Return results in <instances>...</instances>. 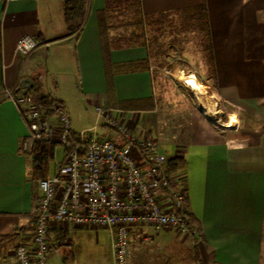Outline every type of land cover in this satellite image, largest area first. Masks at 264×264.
Wrapping results in <instances>:
<instances>
[{"label": "crops", "instance_id": "1", "mask_svg": "<svg viewBox=\"0 0 264 264\" xmlns=\"http://www.w3.org/2000/svg\"><path fill=\"white\" fill-rule=\"evenodd\" d=\"M64 1L0 0V264H15L16 246L31 241L41 196L40 179L34 178L33 164L22 151L27 126L5 90L19 88L29 78L27 91L39 87L41 95L61 102L67 111L71 101L81 108L86 102L95 112L105 106L116 110L113 115L135 137H154L142 129L151 118L154 125L158 113L153 63L160 52L154 54L152 48L164 46L163 33L172 18L184 19L192 10L191 22L201 23L203 6L220 92L255 112L259 129L249 140L160 142V148L162 144L171 152L168 158L184 153L185 161L171 179L188 200L200 230L195 228L192 237L172 228L135 226L129 264H139L140 256L153 250L181 252L186 244L192 248L190 264H264V0H140V17L127 10L105 17L106 0H87L84 18L72 32L64 19ZM138 19L145 38L135 33L141 31ZM254 25L261 26L255 30ZM113 29L118 36L108 33L106 40L103 31ZM25 36L38 43L27 55L17 50ZM46 85L53 91H45ZM93 124L76 128L71 119L72 133ZM101 126L100 135H111L108 125ZM65 154L62 147V158L55 154L49 176ZM97 228L53 223L48 264H114L111 234L100 227L109 238L102 249L94 236ZM151 261L158 264L156 258Z\"/></svg>", "mask_w": 264, "mask_h": 264}, {"label": "built area", "instance_id": "2", "mask_svg": "<svg viewBox=\"0 0 264 264\" xmlns=\"http://www.w3.org/2000/svg\"><path fill=\"white\" fill-rule=\"evenodd\" d=\"M37 47L31 36L17 44L25 55ZM4 94L27 126L22 151L29 162L36 163L40 142L56 144L54 158L58 147L70 148L58 171L39 180L34 232L29 243L16 246L15 264H48L53 242L50 227L57 222L106 227L112 237L114 264H129L135 226L172 228L196 236L188 218L177 211L184 206V196L172 185L169 158L157 138L135 137L113 115L116 110L105 106H97L94 126L73 136L70 114L61 102L45 105L21 87L6 89ZM102 120L111 135L98 132Z\"/></svg>", "mask_w": 264, "mask_h": 264}, {"label": "rangeland", "instance_id": "3", "mask_svg": "<svg viewBox=\"0 0 264 264\" xmlns=\"http://www.w3.org/2000/svg\"><path fill=\"white\" fill-rule=\"evenodd\" d=\"M195 12L190 10L184 15V19L177 17L172 18L169 29L163 33V47H153V53L157 54L154 57L156 60L153 63L156 99L158 104L157 119L152 118L147 120L142 125V129L149 134L154 135L159 143L176 142L186 144L190 142H203L225 138L229 140L242 139L249 140L255 136L256 130L259 129L258 116L255 112L248 111L239 101H232L226 95L220 92L218 80L213 81L212 73L207 66L208 56L204 53L203 43L205 41L202 33L198 31V27H202L201 23L191 22V17ZM199 13V12H198ZM257 25L255 27V30ZM261 25H258L259 28ZM194 28V30L192 29ZM108 33L111 37H117L119 32L115 29L110 32L103 31L104 38L107 40ZM127 35V32H121ZM137 38H145L146 34L142 35L143 31L135 32ZM204 35V33H203ZM108 41H106L107 44ZM46 55L45 53H42ZM112 64L107 63L108 72L111 74ZM44 68V67H43ZM184 72L185 74H194L198 80L206 85L207 93L202 97L204 101L213 106L218 111V118L222 123L209 120L197 106V98L191 90L184 84L173 78L175 72ZM46 70L41 69L43 80L49 82V75ZM45 91H51L46 88ZM54 88V87H52ZM53 91V90H52ZM53 93V92H52ZM207 95V96H206ZM68 102V111L72 119L74 127L78 128L94 122L96 124L97 113L95 107L92 108L85 102V107L81 108ZM149 119V118H148ZM103 120L98 126V132H104L102 128ZM91 126V127H92ZM261 127V126H260ZM84 129V128H83ZM86 129V128H85ZM82 130V129H81ZM161 151L168 156L169 150L162 148ZM56 155L59 159L62 158L61 147L56 150ZM173 155V154H172ZM107 231L103 228L94 230V236L99 238L101 247L104 249L109 241ZM192 248L187 244L183 250L178 253L169 249L160 251H150L140 256L139 264H154L151 260L156 258L158 264H190V252Z\"/></svg>", "mask_w": 264, "mask_h": 264}, {"label": "trees", "instance_id": "4", "mask_svg": "<svg viewBox=\"0 0 264 264\" xmlns=\"http://www.w3.org/2000/svg\"><path fill=\"white\" fill-rule=\"evenodd\" d=\"M87 0H65L63 6L64 19L68 26V31L72 32L76 30L80 23L82 22L85 10H86ZM130 11L135 14L137 17L141 15V6L140 0H106V6L104 9V16L107 17L109 13L118 11L120 13H124ZM199 16L198 19L201 21V30L202 36L205 41L203 43V51L208 56L207 66L212 73L213 81L216 83L217 78L215 76V64L213 60L212 47L209 40V32L206 27V8L203 6L198 11ZM143 21L141 19L137 20V28L138 30L143 31L142 35H144L143 29ZM204 33V35H203ZM111 83V80H110ZM40 88L36 87L33 91L35 98L44 103L45 105H49L52 102L56 101L55 99L49 98L47 95H41L39 92ZM74 136V134H72ZM56 144L52 142H40L36 145L35 154H36V163L33 164L32 174L34 178L41 179L48 177L51 173V163L54 161V153H55ZM66 154L70 152V148L65 149ZM65 154V155H66ZM185 161L184 153L181 151L175 152L168 161V172L169 174H173L177 171L178 167ZM173 185V183H172ZM188 200L184 198V206L181 209H178V213L184 214L188 218L189 225L192 228H196L198 231L200 230V225L197 218L188 210ZM199 264H204L201 260H198Z\"/></svg>", "mask_w": 264, "mask_h": 264}, {"label": "bare ground", "instance_id": "5", "mask_svg": "<svg viewBox=\"0 0 264 264\" xmlns=\"http://www.w3.org/2000/svg\"><path fill=\"white\" fill-rule=\"evenodd\" d=\"M173 78H175L180 83L184 84L189 90L193 92V94L197 98V106L198 109L211 121L221 122V119L218 118V111L213 107L209 106L202 97L207 93L206 85L198 80V78L194 74H185L184 72H175L172 74ZM207 96V95H206Z\"/></svg>", "mask_w": 264, "mask_h": 264}, {"label": "water", "instance_id": "6", "mask_svg": "<svg viewBox=\"0 0 264 264\" xmlns=\"http://www.w3.org/2000/svg\"><path fill=\"white\" fill-rule=\"evenodd\" d=\"M29 82V85L27 86V83ZM31 80L29 78H24L22 81H21V87L24 89V91H27L30 89L31 87Z\"/></svg>", "mask_w": 264, "mask_h": 264}]
</instances>
